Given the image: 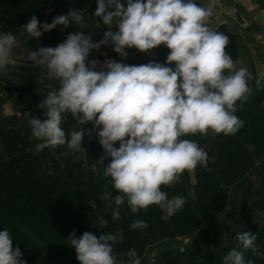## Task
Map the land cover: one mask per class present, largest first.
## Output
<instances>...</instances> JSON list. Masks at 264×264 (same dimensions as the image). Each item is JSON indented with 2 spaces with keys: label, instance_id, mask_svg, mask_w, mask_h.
<instances>
[{
  "label": "clouds",
  "instance_id": "obj_1",
  "mask_svg": "<svg viewBox=\"0 0 264 264\" xmlns=\"http://www.w3.org/2000/svg\"><path fill=\"white\" fill-rule=\"evenodd\" d=\"M126 3L125 7L121 0H97L95 17L109 29L99 42L82 31L88 25L79 10L69 9L50 24H41L32 16L22 26L23 33L33 39L57 26L75 24L81 29L54 48L40 47L28 54L26 60L41 69L40 78L55 82L38 105L43 119L32 116L28 123L38 141L37 151L66 146L64 155L81 149L84 125L93 124L103 154L92 171L102 167L103 175L110 178L112 190L105 188L100 199L108 202L109 208L115 205L112 221L121 218L120 208L125 203L133 214L152 205L168 216L180 211L186 198H169L162 188L174 187L185 171L208 164L205 149L185 137L236 135L244 126L236 113L249 98L250 82L255 79L256 88H264V70L254 78L246 67H237L226 51L229 37L209 26L211 7L196 0ZM113 27L118 31L113 32ZM16 43L17 36L11 31L0 32V71H7ZM109 45L122 59L128 56L125 49L149 53L164 45L169 52L165 64L156 60L140 65L89 60L93 50ZM67 114L82 127L66 134L61 125ZM105 160L110 162L105 165ZM114 191L118 193L115 196ZM88 205L95 213V201ZM96 220L98 229L108 224L103 216L97 215ZM130 227L146 229L148 224L134 220ZM123 238L122 230L99 236L85 231L79 237L73 231L67 241L79 264H118L113 246ZM236 240V247L223 256V264H253L245 258L248 251L264 258L255 243L256 234L244 231ZM125 255L127 264H141L135 248ZM0 264H26L20 249L13 248L8 229L0 231Z\"/></svg>",
  "mask_w": 264,
  "mask_h": 264
},
{
  "label": "trees",
  "instance_id": "obj_2",
  "mask_svg": "<svg viewBox=\"0 0 264 264\" xmlns=\"http://www.w3.org/2000/svg\"><path fill=\"white\" fill-rule=\"evenodd\" d=\"M69 9L81 11L88 25L84 29L96 26L97 0H0V31L15 34L32 16H36L41 24H50L55 17L67 14ZM99 22L100 26H105ZM78 31L81 29L75 24L68 28L57 26L38 41L40 47L54 48L64 42L68 34ZM216 31L229 37L226 51L236 61L245 46L227 30L226 25H220ZM250 74L254 78L257 76L254 69ZM250 87L252 91L247 102L241 104L236 113L244 121L240 131L236 135L218 134L215 137L213 158L208 159L207 167L198 166L194 170L192 185L185 171L176 186L162 188L169 198L176 195L186 198L183 208L166 219L158 206L152 205L146 211L133 214L125 203L120 208L121 218L112 221L115 205L109 208L108 202L100 199L105 188L112 190L110 178L103 175L102 167L96 173L92 171V165L103 154L94 127L84 128L79 151L64 155L66 146L37 151L38 141L32 137L30 125L19 131L7 127L0 119V231L8 229L13 248L20 249L26 264H79L75 249L67 241L73 231L79 237L85 231L99 236L121 230L124 238L113 246V255L119 260L127 262L125 254L135 248L141 264H147L143 256L151 241L188 237L189 240L180 247L164 246L150 264H223V256L236 247V235L241 233L224 229V224L250 205V197H255L251 206L260 207L264 212V200L258 202L256 199L258 189L251 182L236 184L244 167L252 166L255 160L247 143L252 142L260 150L264 140V88L257 89L255 79L250 82ZM46 95L47 91L34 94L28 106L29 120L32 116L43 119L38 105ZM2 100L5 99L0 98V102ZM75 125L76 121L67 114L61 126L67 134ZM90 129L93 136L88 134ZM210 137L211 133L185 138L195 140L201 146ZM115 147H119L118 142ZM78 154H81L84 165L75 160ZM109 162L106 160L105 165ZM117 194L113 192V196ZM89 201H95V213L88 205ZM227 203L231 209L219 218L222 204ZM97 215L108 221L105 228L96 227ZM134 220H143L148 227L132 229L130 226ZM243 222H236L235 226ZM244 231L256 234L255 243L264 252V218L260 226L248 223ZM245 258L253 264H264V258L251 251L245 253ZM118 264L121 263L118 261Z\"/></svg>",
  "mask_w": 264,
  "mask_h": 264
},
{
  "label": "crops",
  "instance_id": "obj_3",
  "mask_svg": "<svg viewBox=\"0 0 264 264\" xmlns=\"http://www.w3.org/2000/svg\"><path fill=\"white\" fill-rule=\"evenodd\" d=\"M208 1L213 10V17L211 20L215 22V24L211 25L209 23V26L213 30L216 31L220 25H226L227 30L241 42L242 40L238 33L243 25L246 24L247 27H250L254 31V34L251 35L249 39L250 48H254V56L246 52L247 54H243L242 57L236 60L237 67H246L251 73L252 69H254L253 65H255V59L258 60L256 63L259 62V64H262L264 67V55L261 53V50H264V0H214L215 7L211 6L212 0ZM121 3L127 4L126 0H121ZM220 7L230 13L228 19H223L222 21L215 19V10L218 8L219 11H222ZM236 14L241 15L240 18L243 22V25L240 28L238 27L239 29L234 27L235 22L232 21V17H234L235 20ZM102 27L100 31L97 29H93L88 33H86L84 29L82 31L85 35L91 34L93 42H99L103 39L104 33L109 30L107 26ZM117 29L118 28L113 27L111 30L116 32L118 31ZM14 35L17 36V43L13 47L7 71H0V98L5 99L0 102V119L7 127L24 131L29 126L28 106L34 94L37 91H50L51 88L55 86V82L40 78L41 69L39 67H34L31 61L29 63L23 62V58L27 57L31 51L39 50L40 43L38 39L28 37L26 33H23V30H18ZM257 48L261 49L259 50ZM243 50L244 49H242L240 53L243 52ZM125 51L128 53L127 59H122L117 53L112 51L110 45L101 46L99 50H93L90 53L89 60L101 57V55H108L110 59L114 58L115 61L123 62L128 65L147 64L152 60L165 64L169 52L164 45L159 46L149 53H141L135 48L125 49ZM248 57H250L251 60H249ZM240 58H243V61L240 60ZM243 63H249V67ZM172 67L174 68L175 65L173 64ZM56 86L58 87L59 85L57 84ZM80 127L82 126L76 124L74 129L79 130ZM85 127L93 128L94 126L92 123H87L84 125V128ZM89 133H91L89 136H93V130L90 129ZM249 199L252 200V197ZM263 218L264 212L260 209H255L254 214L246 217L241 215V211H238L233 220H229L224 224V229L242 232L248 223L256 227L260 226ZM241 220H244V222L236 227L235 223ZM187 239L189 240L188 237Z\"/></svg>",
  "mask_w": 264,
  "mask_h": 264
},
{
  "label": "rangeland",
  "instance_id": "obj_4",
  "mask_svg": "<svg viewBox=\"0 0 264 264\" xmlns=\"http://www.w3.org/2000/svg\"><path fill=\"white\" fill-rule=\"evenodd\" d=\"M196 2L198 4H200L201 6L210 7V3L208 0H203V1L196 0ZM124 6L126 7L127 4H124ZM211 6L215 7V1L214 0L211 1ZM1 8L4 9L2 6H1ZM220 8H222V7H220ZM224 12H225V14H224ZM242 13H244V12H242ZM229 14L230 13L228 11H225L223 8H222V11H219L217 8L215 10V19L218 21H222L223 19H228ZM212 17H211V19H212ZM240 17H241V15H238V14L235 15V20H234V17H232V21L235 22L234 27L236 29H239L243 25L242 19ZM94 19H95L96 26L84 29V30H86L85 31L86 33H88L89 31H92L93 29H97L100 31L101 30L100 28H103L102 26H100L98 24L99 20L96 18H94ZM211 19H210V24L211 25L215 24V22H213ZM232 26H233V24H232ZM238 34H239V36L243 42L242 44L245 46L243 52L240 53L241 54L240 57H242L243 54H247V53H250L251 56H254V48H250V43H249L250 36L254 34L253 29H251L250 27H247V25L245 24V25H243V27L241 29H239ZM247 46H249V47H247ZM257 49L260 50L261 48H257ZM261 53L264 55L263 49L261 50ZM107 59H110V57L108 55H101V61L107 60ZM111 59L114 60V58H111ZM248 59L251 60L250 57H248ZM240 60L243 61V58H240ZM256 61H258V60L255 59V65H253V68L258 73L259 71L264 70V67L262 64H259V62L256 63ZM235 62L237 63V61H235ZM243 64H245L247 67H249V63H243ZM211 136H212V138L210 137L205 143H203L201 145V147L204 148L205 151L208 153V159L213 158V155H212L213 147L215 145V137L217 135L211 134ZM262 144H263V146H261L260 150H257L255 148V144H253L252 142L247 143V146L249 147V149H250L251 153L253 154L255 160H254L252 166H251V164H248L244 167L245 170H243V172H241V174L239 175V179H237V180H239L238 182H236L237 180L233 181V182H236V184H239V182L241 181V184H244V185H246L248 182H251L252 186L253 187L255 186V189H258V197L256 198L258 200V202L260 200H264V198H263V196H264V140H262ZM74 158L76 161H78V160L82 161V164L84 165V163H83L84 161L81 158V154H78ZM105 162H106V160H105ZM187 175L189 177V182H190L189 184L192 185L194 182V170L193 171H187ZM180 181H181V178H180ZM230 189H232V188H230ZM252 199H255V197L254 198L252 197ZM253 201L254 200H250V205L248 207H246L242 210H239V212L241 211L242 216H249L251 214H254L255 209L262 210L260 207L251 206ZM221 208H222V210L219 213V218L221 216H224L225 212L228 209H231L229 207L228 203L225 204V206H224V204H222ZM163 217L165 219L169 217L165 211H163ZM187 241H188L187 237H185L183 239L176 238V240H165V241H160V242L151 241L150 243H148V246L145 249L146 251L144 252L143 257L146 258L145 262L147 264L153 263L152 260L156 259V257L158 256V253H160V251H162L164 246H166L168 244H171V245L173 244L174 247H180V246H182V244L184 242H187ZM117 260L121 264H127L126 261H122L121 259L120 260L117 259Z\"/></svg>",
  "mask_w": 264,
  "mask_h": 264
},
{
  "label": "built area",
  "instance_id": "obj_5",
  "mask_svg": "<svg viewBox=\"0 0 264 264\" xmlns=\"http://www.w3.org/2000/svg\"><path fill=\"white\" fill-rule=\"evenodd\" d=\"M95 60L99 61L101 64L105 61V60L101 61V57H97V58H95ZM24 61L28 62V60H26V58H24Z\"/></svg>",
  "mask_w": 264,
  "mask_h": 264
}]
</instances>
